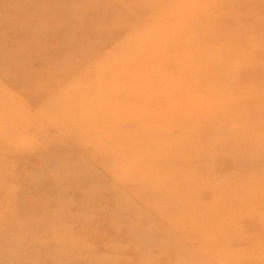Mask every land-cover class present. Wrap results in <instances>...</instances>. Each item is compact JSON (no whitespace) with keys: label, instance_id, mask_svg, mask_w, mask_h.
Masks as SVG:
<instances>
[{"label":"rangeland","instance_id":"rangeland-1","mask_svg":"<svg viewBox=\"0 0 264 264\" xmlns=\"http://www.w3.org/2000/svg\"><path fill=\"white\" fill-rule=\"evenodd\" d=\"M166 1L0 0V264H43V237L71 246L99 213L115 228L85 250L106 263L264 264L263 151L240 168L264 145V0Z\"/></svg>","mask_w":264,"mask_h":264},{"label":"bare ground","instance_id":"bare-ground-1","mask_svg":"<svg viewBox=\"0 0 264 264\" xmlns=\"http://www.w3.org/2000/svg\"><path fill=\"white\" fill-rule=\"evenodd\" d=\"M170 1V0H169ZM117 2V1H116ZM138 1H136L135 3L136 4H133V5H131L130 3H129V6L130 7H132V11L134 12V13H136V14H138V13H142L143 12V7H138V6H140L139 5V3H137ZM166 2H168V0L166 1ZM117 3H119V2H117ZM128 3V2H127ZM40 8H43V5L42 6H40ZM40 8H39V10H40ZM9 9H11V11H15L16 10V12H18L17 14H22V13H24L23 12V8H20V9H18V7H13V8H10L9 7ZM18 19V18H17ZM18 23V22H17ZM16 23V24H17ZM177 26H179L178 28L179 29H181L180 30V33H179V36L181 37V39H183V37H185V26L183 25V26H181V25H177ZM177 26L175 27V28H172V29H177ZM181 27V28H180ZM162 28H164V25L162 26ZM182 31V32H181ZM184 33V34H183ZM155 37H157V35H155ZM161 37V35L159 34L158 35V37L157 38H160ZM140 40V39H139ZM148 40V39H147ZM189 40V39H188ZM190 41V40H189ZM124 69V68H123ZM126 72H128V73H126ZM126 72H120V74H121V76H123L124 78L125 77H129V76H131V77H134V76H137V77H135V78H138V75L135 73H133L132 71L130 72L129 70H127ZM134 74V75H133ZM127 75V76H126ZM133 75V76H132ZM140 79V78H139ZM120 82V81H119ZM116 85V84H115ZM125 88H127L126 86H124ZM67 89V88H66ZM68 90V89H67ZM100 90L98 89V92H96V93H94V94H92L91 96H90V98H89V105L92 107V103H95L94 104V106L95 107H98L99 105H101V103H102V101H105V100H107V99H109V97L106 99L105 98V96H103V95H101V93L99 92ZM133 93H137V91L136 92H133ZM100 96V97H99ZM34 101V100H33ZM173 102V101H172ZM172 102H170V103H172ZM175 105H177V109L178 110H182L183 108H181V107H179V102L177 101L176 103H174ZM185 104V105H184ZM183 106H188L186 103H185V101L183 102V104H182ZM94 106H93V108H94ZM68 106L66 105V106H64V107H61L63 110H68V112L69 111H73V109L74 108H72V107H70V109L69 108H67ZM121 107V106H120ZM86 109L87 110H90L91 108L88 106V104H87V106H86ZM60 110V109H59ZM161 112H165V111H161ZM168 112V111H167ZM127 113V112H126ZM205 114H206V112H205ZM96 116V115H95ZM81 117V116H80ZM79 117H76V118H74L73 120H69L68 122H72V123H67V124H69V125H72V124H78V122H80V121H77V119H78ZM92 118H93V116H92ZM130 120V119H129ZM152 120H154L153 118H151V116H150V122L152 121ZM155 121V120H154ZM83 122V121H82ZM119 122L120 123H123V124H125V123H127V124H130V123H128V122H130V121H127V119L126 120H122V118L119 120ZM173 122H175V121H173ZM91 124V123H90ZM162 124H164V123H162ZM204 125V124H203ZM155 126V124H151L149 127H148V129L149 128H152V127H154ZM163 128V127H162ZM5 132H7V131H3L2 132V137L3 136H5ZM20 132H18V134H19ZM89 133V132H88ZM76 135V134H75ZM137 134H135V136H136ZM13 136V135H12ZM124 137V136H123ZM125 138V137H124ZM140 138H142V135L140 134V137H139V135L136 137V139L134 140V141H137V139H140ZM133 139V138H132ZM132 139H130V140H132ZM259 140H261V144H264V140H262L261 138L259 139ZM128 142H129V140H128ZM129 143H131V142H129ZM224 143H227V142H224ZM33 146H35V145H33ZM32 146V147H33ZM259 147H264V145L263 146H258L257 148H253L254 149V154L252 155L253 157H255L254 158V160H256L255 162H253L252 163V167H249V165L248 164H246V166H243V167H240L241 169H244L245 170V176L246 177H244V181L245 180H247L246 178L248 177L247 175H252L253 173L252 172H257V170H259L260 169V167H259V165L258 164H260L261 162H262V160H259V161H257V159H259V156H260V154H261V151H263V156H264V150L262 149V148H259ZM219 150L220 151H224L225 153H228L229 151H227V149H225L224 147H219ZM218 150V151H219ZM246 152L247 153H249V152H252V151H250V150H246ZM253 153V152H252ZM229 154V153H228ZM196 157L194 156L193 158H194V160L193 161H190V160H192V159H190L189 161H190V163L191 164H195V159L196 158H198L199 157V153H196ZM226 156H227V154H226ZM15 157H17L16 155H15ZM163 157V156H162ZM161 157V158H162ZM12 158H14V156H12ZM171 158V157H170ZM213 162L215 163L216 161H217V159H218V155L217 156H214L213 158ZM163 160H164V162H163V164L164 163H167V160H166V158L165 157H163ZM171 162H172V158L171 159H169ZM218 160H220V159H218ZM174 165L177 163V164H185V163H189L188 161H187V157H184L182 160H178L177 158H174ZM220 161H222V160H220ZM220 161H217V162H220ZM226 163H228V162H226ZM258 163V164H257ZM168 164V163H167ZM190 164V165H191ZM183 166V165H182ZM229 167H228V169H229V171H232V170H235L236 168H238V164H237V161H236V159L234 158V160L233 161H231V163L228 165ZM184 167V166H183ZM174 168V167H173ZM184 169H186L185 167H184ZM167 170L168 171H170L171 172V168H169V167H167ZM187 170V169H186ZM184 171H182L181 172V174L183 173ZM238 173H241V171H238ZM248 173V174H247ZM7 175H8V173H7ZM199 175V174H198ZM240 175V174H239ZM239 178L240 177H242V176H238ZM251 178V177H250ZM74 185V184H73ZM78 189V188H77ZM189 190H190V188H189ZM191 192H192V190H190ZM33 194L37 197V195H39L40 196V198H41V196L42 195H44V193L42 192L41 194H38L37 193V191H34L33 192ZM95 195H89L88 196V198L87 199H89L90 201L91 200H93L92 198H95L94 197ZM38 199V198H37ZM36 199V200H37ZM190 201V200H189ZM82 202V203H81ZM81 202L79 203L78 202V207L76 208L77 210L76 211H81V208H82V206L81 205H83V202H85V199H82L81 200ZM96 204V203H95ZM186 204H188V203H186ZM76 205V204H75ZM189 205H192V202H189ZM32 208V207H31ZM69 208H71V206H69ZM73 208V207H72ZM221 212V211H220ZM63 213V212H62ZM97 213V212H96ZM100 219V221L101 222H99L97 225H94V223H93V221L92 222H85L81 227H82V229L80 228V229H73V234H75L74 236H77V237H80V238H78V240H76V241H72L71 242V246H64L63 244H64V241L67 239V237H66V235H64V234H61V233H57V234H54V233H52V236L51 235H49V236H46V237H43L42 239L43 240H41V242L39 241V243L37 244V246L38 247H42V248H44V245H46L45 243L46 242H44L47 238H48V240L50 239L51 240V237H55L56 239H57V242L59 243V245H54L53 247H51L50 249H51V251H50V254L49 253H47L46 252V254L44 255L43 254V264H51V261H49V256L51 255H55L56 254V259H58V260H60V261H62V260H67V261H71V260H73L74 258H76V257H78V256H82V257H85V261H86V263H90V264H111L109 261H107V263L105 262V260H103V261H101V259H98L96 256H92V255H89L88 253H87V250H85V246L86 245H91V246H94V247H96V246H98V245H102L103 243H105V242H107V241H110V239L108 238V237H106V235H107V233L110 235L111 234V232L114 230L113 228H115L114 226V224H111V221H109V218L106 216V215H104V214H101V213H99V216H98ZM110 217V216H109ZM128 218H130V217H128ZM68 223H69V219L66 217V219H65ZM79 222H81V221H79ZM250 222V221H249ZM255 222V221H254ZM123 223H128V224H125V226L126 227H124V226H122L121 225V223H119V225L117 226V228H118V231L119 232H122V233H127L128 235H130L131 234V237L132 236H134V235H136V234H134V233H136V227L135 226H133V224H131L130 222H126V220L125 221H123ZM29 226H32V221L31 222H25L24 223V227H28L29 228ZM79 227V226H78ZM40 228H42V226L40 227ZM77 231V232H76ZM1 232V231H0ZM26 232H27V229H26ZM105 232H107V233H105ZM118 232V233H119ZM114 233V232H113ZM24 234H25V231H24ZM105 235V236H104ZM116 237V236H115ZM131 237H129V238H131ZM55 238H53V239H55ZM133 238V237H132ZM137 238L138 237H134V240H137ZM182 238H184V237H182ZM17 240H20V237L17 239ZM60 241H63V243L61 244V242ZM138 241V240H137ZM170 241H175V240H171L170 239ZM56 242V243H57ZM66 243H69V240L66 242ZM131 243H132V247H134V245H135V242L134 241H131ZM188 243V242H187ZM62 245V246H61ZM178 245V244H177ZM131 246V245H130ZM66 247H68V248H66ZM39 248V249H40ZM47 249V248H46ZM46 249H44V250H46ZM134 249V248H133ZM179 251H171V250H166V251H163L164 252V256L163 257H158L156 260H155V262H152L151 261V263H150V260L148 261V263H146L145 261H144V259L142 258V255L141 254H138V252L137 253H134V254H137V255H133V257L137 260H140V264H154V263H156V264H169L170 262L171 263H177V264H182L183 262L180 260V257H179V255L181 254V250H182V248L181 247H179V249H178ZM98 251V250H97ZM114 251H116V250H114ZM117 252V251H116ZM122 254V253H121ZM132 254V253H131ZM182 257V256H181ZM105 262V263H104ZM75 263V262H74ZM184 264V263H183Z\"/></svg>","mask_w":264,"mask_h":264}]
</instances>
